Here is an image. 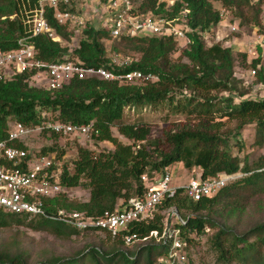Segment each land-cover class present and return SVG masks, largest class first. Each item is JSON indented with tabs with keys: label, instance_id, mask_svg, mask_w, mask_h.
<instances>
[{
	"label": "trees",
	"instance_id": "trees-1",
	"mask_svg": "<svg viewBox=\"0 0 264 264\" xmlns=\"http://www.w3.org/2000/svg\"><path fill=\"white\" fill-rule=\"evenodd\" d=\"M35 0H30L33 6ZM213 1H219L223 7L233 8L235 16L250 22L240 10V6L249 0H178L171 10L164 8V2L143 0L141 9L164 13L173 17L185 4L188 8L187 25L191 29L189 41L181 51L177 61L170 55L177 49V40L173 36H119L111 38L108 30L95 27L86 22L78 33L72 55L87 66L106 67L115 74L132 70L152 73L156 80L120 82L99 76L78 78L73 76L61 87L47 89L31 84L34 71H26L0 78V140L8 133L10 120L24 125L37 127L43 125L48 113L54 121L74 124H90L89 135L98 141H109L112 150L93 153L90 149L77 145L76 157L69 167L62 162L60 183L65 187L84 186L89 189L87 200L71 198L59 193L52 199H46V211L54 213L58 208L78 210L87 216L100 217L104 212L115 210L119 201L126 202L130 197L142 196L146 184L141 176L147 174L150 179L174 162H181L185 168H198L200 177L208 179L218 173H238L245 175L233 179L221 187L212 196H203L193 200L179 187L172 197H165L157 206L151 219L135 221L128 225V232L143 237L151 230L161 231L169 214L175 208L185 223L172 222L171 228H178L185 242L187 258L182 264H189V248L209 226H218L211 237L212 248L220 264H264V221H258L243 231H236L225 223L216 221L211 213L218 207L231 211L241 209L239 189L264 193V156L254 167L233 155L229 150L230 134L221 131L222 120H215L212 113H220V118L236 120V133L245 124H255L254 143L264 144V97L252 99L244 97L245 92L237 87L235 76L236 55L230 46L219 42L206 45L201 31L217 25L221 20L219 9ZM18 0H0V49L17 47L18 39L25 36L27 26L18 16L9 15L18 12ZM252 17L253 23L262 28L259 16L262 0H259ZM238 8V9H237ZM54 8L46 9V20L60 40H53L45 33L36 34L27 39L34 45L37 59L52 62L63 59L68 53L67 41L76 33V27L59 23L53 16ZM5 16V17H4ZM4 17V18H3ZM77 35V34H76ZM104 38H111L125 48L137 53L131 62L125 65L112 64L106 56ZM114 53L118 48L113 46ZM259 55L247 63V54L239 52L242 66L253 69L256 81L264 85V65ZM227 91V95H219ZM166 102L175 112L195 113L196 125H182L166 129L154 147L145 143L150 135L146 125L123 121L125 107L142 108L157 106ZM116 127L119 134L130 142L125 143L112 132ZM49 130V129H48ZM238 130V131H237ZM51 131V130H50ZM54 136L57 133L51 131ZM239 134V133H237ZM11 144L27 147L23 141ZM52 150V148H49ZM54 154L52 151H38ZM55 159L62 157L54 154ZM242 163V164H241ZM260 204V202H259ZM17 215V214H16ZM26 215V214H25ZM15 213L0 209V227L14 220ZM37 221L33 228H50L57 235H70L76 228L50 216H32ZM19 221V219L17 220ZM95 232V231H93ZM114 245L109 249L90 247L87 251L93 264H161L160 257L168 253L170 239L157 241L153 237L139 242L129 249L120 237H111ZM77 259L51 258L37 264H76ZM0 264H28L24 252L10 253L0 250Z\"/></svg>",
	"mask_w": 264,
	"mask_h": 264
},
{
	"label": "built area",
	"instance_id": "built-area-1",
	"mask_svg": "<svg viewBox=\"0 0 264 264\" xmlns=\"http://www.w3.org/2000/svg\"><path fill=\"white\" fill-rule=\"evenodd\" d=\"M18 12L10 14L18 16L27 26L25 36L18 39L17 47L9 50L0 49V78L26 71H34L31 79L37 86L47 89L61 87L70 78L99 76L104 79L120 82L156 80L152 73L132 70L123 74H115L106 67L87 66L77 58L47 62L35 57L34 45L27 41L31 36L45 33L53 40L60 37L49 26L46 20V9L53 7L54 18L63 24L75 26L77 30L87 22L85 13L95 16V27L108 30L111 38L125 36H173L177 41L188 42L187 25L188 8L184 4L173 17H167L151 9L143 11V0H18ZM178 0H157V5L164 2L165 9H171ZM5 17V16H4ZM3 17V18H4ZM93 17V16H92ZM187 40V41H185ZM112 64L125 65L131 62L130 56L118 58V54L110 58ZM40 80L42 84H38ZM8 133L0 140V209L15 214L28 216H50L72 225L78 230L106 233L111 237H120L129 245L139 240L153 237L157 241L167 242L170 239L168 253L160 257L161 264H182L187 258L185 242L178 228H171L172 222L185 223L175 208L169 210L172 220H167L161 231L151 230L148 235L140 237L128 232V225L135 221L151 219L157 206L165 197L175 195L179 187L184 194L193 200L203 196L214 195L221 187L236 178L237 173H218L202 179L200 171L192 169L189 181L182 186L172 183V172L164 168L152 179L147 174L141 176L146 184L142 196L130 197L126 202L119 201L112 212H104L100 217L85 215L82 211L58 208L54 213L46 211V199H52L59 193L68 194V187L60 183L62 160L55 159L53 154L40 153L28 147H18L11 142L23 141L33 130L19 121L8 123ZM43 127L57 134L89 135L90 124L63 123L60 121L43 122Z\"/></svg>",
	"mask_w": 264,
	"mask_h": 264
},
{
	"label": "rangeland",
	"instance_id": "rangeland-1",
	"mask_svg": "<svg viewBox=\"0 0 264 264\" xmlns=\"http://www.w3.org/2000/svg\"><path fill=\"white\" fill-rule=\"evenodd\" d=\"M249 1V5L243 4L240 6V10L236 11L242 12L250 18V22H245L242 18L235 16L236 13L233 8L223 7L221 2L213 1L214 7L219 9L221 13V20L217 25L201 31V35L206 45L219 42L225 47L230 46L232 48L236 55L234 72L239 81L237 87L245 92L244 97L258 99L264 97V85L256 81L252 68L242 66L241 56L237 54L245 52L247 63H249L252 58L259 55L260 47V64L264 65V0L261 3L259 16L262 28L255 25L252 19L256 7H259V0ZM85 15L86 21L90 22L92 20L95 22V16L91 15L90 12L85 13ZM80 32L81 30L76 29V33L72 38L62 41L63 44H68L67 58L72 55V49ZM102 41L107 57L112 58L116 54H118L119 59L123 56H130L131 58L138 56L136 52L125 48L122 43L119 44L114 39L104 38ZM187 43L177 41V49L170 55L172 61H177ZM113 46L118 48L117 53H114ZM41 82L43 80H40L38 84H42ZM31 84L34 85L35 80L31 79ZM227 94V91H221L219 95ZM212 114H214L215 120L223 121L220 130L230 134L229 150L231 153L237 155L242 162H246L250 167H254L258 159L264 156V144L254 143L255 124H245L241 129H238L239 132L237 133L239 134H237L236 120H230L226 117L220 118L218 112ZM46 116L50 118L46 120L47 122H54L49 113ZM123 121L148 126L150 135L145 143L152 148L154 144L148 143L158 141L166 129L182 125L194 126L198 122V118L195 113L175 112L171 105L164 102L157 106H144L142 108L127 106L124 109ZM112 132L121 141L130 142L118 133L116 127H112ZM157 138L158 140H156ZM23 142L33 151H52V153L62 157V161H66L69 167L72 166V162L76 157L77 145L86 147L93 153L114 148L109 141H98L90 135L71 133L54 136L42 124L34 127ZM49 148H52V150H49ZM168 168L172 172V183L177 181L183 184L187 181L189 171L181 162H174ZM244 175V172H238L235 180ZM68 191L71 198L87 200L89 197V189L82 185L70 187ZM239 193L242 203L241 209L231 211L229 207L226 210L218 207L216 212L211 213V216L216 221L225 223L236 229V231H243L255 222L264 221V193H254L243 188L239 189ZM18 219L19 221H17ZM36 221V217L15 214L14 220L10 224L0 227V250L10 253L24 252L28 264H37L39 261L57 257L61 260L75 258L77 259L76 264H93L87 251L90 247L96 246L101 249H109L114 245L113 239L108 238L106 233L76 229V232L68 236L57 235L50 228H33L32 225H35ZM209 227V230L190 246L188 251L189 264H220L217 262V255L211 244V237L217 231L218 226ZM138 242L129 244V249H132Z\"/></svg>",
	"mask_w": 264,
	"mask_h": 264
},
{
	"label": "crops",
	"instance_id": "crops-1",
	"mask_svg": "<svg viewBox=\"0 0 264 264\" xmlns=\"http://www.w3.org/2000/svg\"><path fill=\"white\" fill-rule=\"evenodd\" d=\"M182 164V163H181ZM183 165V164H182ZM196 170H198V171H200L198 168H195ZM189 171V177H188V179H187V181L185 182V183H183V184H180V183H178L177 181H174L173 183L175 184V185H178V186H182V185H185L188 181H189V179H190V177H191V175H192V170H188Z\"/></svg>",
	"mask_w": 264,
	"mask_h": 264
}]
</instances>
